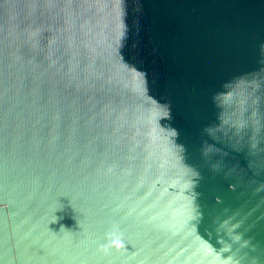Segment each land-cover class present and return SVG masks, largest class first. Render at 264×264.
I'll return each mask as SVG.
<instances>
[{
    "label": "water",
    "instance_id": "95a60500",
    "mask_svg": "<svg viewBox=\"0 0 264 264\" xmlns=\"http://www.w3.org/2000/svg\"><path fill=\"white\" fill-rule=\"evenodd\" d=\"M0 264H264V0H0Z\"/></svg>",
    "mask_w": 264,
    "mask_h": 264
},
{
    "label": "clouds",
    "instance_id": "9594fccd",
    "mask_svg": "<svg viewBox=\"0 0 264 264\" xmlns=\"http://www.w3.org/2000/svg\"><path fill=\"white\" fill-rule=\"evenodd\" d=\"M113 243H116V241H115V240H113Z\"/></svg>",
    "mask_w": 264,
    "mask_h": 264
}]
</instances>
